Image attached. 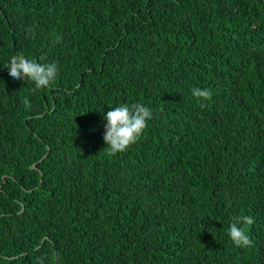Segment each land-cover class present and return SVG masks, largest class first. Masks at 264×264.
Masks as SVG:
<instances>
[{"label":"trees","instance_id":"obj_1","mask_svg":"<svg viewBox=\"0 0 264 264\" xmlns=\"http://www.w3.org/2000/svg\"><path fill=\"white\" fill-rule=\"evenodd\" d=\"M17 54L54 86L11 78ZM134 102L153 119L109 157ZM41 260L264 264V0H0V264Z\"/></svg>","mask_w":264,"mask_h":264},{"label":"clouds","instance_id":"obj_2","mask_svg":"<svg viewBox=\"0 0 264 264\" xmlns=\"http://www.w3.org/2000/svg\"><path fill=\"white\" fill-rule=\"evenodd\" d=\"M8 74L17 81H30L35 90L54 86L58 77L59 68L56 63H39L26 58L23 54L13 55L6 66ZM191 94L197 101H210L213 93L208 89L193 87ZM26 108H30V101H23ZM106 124L103 139L107 144L105 148L109 157L127 151L132 145L139 142L148 122L153 119L152 110L146 105L134 102L124 103L111 108L104 115ZM254 218L248 215H239L232 218L228 229V236L235 246L248 248L254 241L246 233V226L252 225ZM41 264L43 261L41 260Z\"/></svg>","mask_w":264,"mask_h":264}]
</instances>
